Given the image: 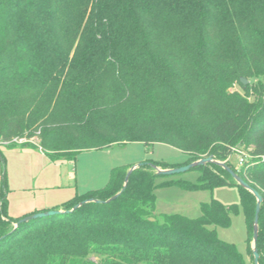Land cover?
I'll list each match as a JSON object with an SVG mask.
<instances>
[{"label": "trees", "instance_id": "1", "mask_svg": "<svg viewBox=\"0 0 264 264\" xmlns=\"http://www.w3.org/2000/svg\"><path fill=\"white\" fill-rule=\"evenodd\" d=\"M0 140L38 142L54 162L131 142L186 154L175 164L143 161L161 168L225 160L263 198L256 246L264 264V0H0ZM239 147L252 159L237 167L230 157ZM131 165L54 208L66 212L16 227L28 215L8 217L2 193L0 264H254L256 199L227 171L207 163L191 168L195 181L160 180L144 163L107 201ZM226 185L239 203L211 198L196 217L156 212L158 188ZM86 199L102 202L69 211ZM239 212L250 263L215 229Z\"/></svg>", "mask_w": 264, "mask_h": 264}, {"label": "rangeland", "instance_id": "2", "mask_svg": "<svg viewBox=\"0 0 264 264\" xmlns=\"http://www.w3.org/2000/svg\"><path fill=\"white\" fill-rule=\"evenodd\" d=\"M236 89L241 90L239 84L234 82L231 90ZM111 149L117 152L99 159L81 162L75 167L69 161L52 163L43 154L38 142L29 145L16 143L12 148L0 143V188L2 190L4 188L6 215L19 218L59 207L61 203L74 196L79 188L98 183L91 176L92 167L99 168L107 164H115V162L130 161L126 163L128 165L145 159L175 164L183 162L187 157L180 150L161 143L145 147L142 143L131 142ZM240 159L252 158L247 151L239 147L234 150L230 160L239 167ZM77 170L81 172L85 170V173L80 177L77 175L76 178ZM198 173L197 170L189 169L176 174L163 175L159 179L182 178L195 181ZM155 194V206L158 213L179 212L188 217L198 216L200 202H207L211 198L224 204L239 203L236 187L229 185L215 187L211 191H188L177 186H170L156 189ZM215 229L219 238L234 243L244 255L245 260L248 263L251 262L248 250L249 236L242 212L231 215V223L228 227H215ZM251 245L252 240H249V246Z\"/></svg>", "mask_w": 264, "mask_h": 264}, {"label": "water", "instance_id": "3", "mask_svg": "<svg viewBox=\"0 0 264 264\" xmlns=\"http://www.w3.org/2000/svg\"><path fill=\"white\" fill-rule=\"evenodd\" d=\"M241 83L245 84L247 82V79L241 77L240 78ZM148 164L158 175H170V174H176V173H180V172H184L186 170H189L195 166H200V165H204L207 163H213L216 164L218 166H220L221 168H223L225 171H227L230 176L234 179V181L236 182V184H238L239 186H241L242 188L248 190L250 193L253 194V196L256 199V203H255V212H254V218H253V230H252V245H251V252H252V256H253V263L254 264H258V258H259V253L257 250V238H258V213H259V209H260V203L262 201V196L257 192L256 189H254L252 186H250L241 176H239L229 165H227L225 160H217L215 159L212 155L206 156V157H202L198 160L192 161L190 163H187L185 165H181V166H176V167H168V168H161L159 166H157L156 164L152 163V162H137V163H133L127 170L126 175L124 177V183L122 188L120 189V191H118L116 194H114L113 196H111L107 201L112 200L114 198H116L125 188L127 180L129 175L131 174V172L140 167L142 164ZM90 201H95V202H102L99 199H86V200H82L79 203L75 204L71 210L72 211L76 208H78L79 206L83 205L84 203L90 202ZM62 212H66V211H62V210H57V209H52V210H47V211H42V212H36L33 214H30L26 217H23L21 219H19V221L14 222L13 223V227H16L18 224H20L21 222L30 220V219H35V218H40V217H46V216H51L54 214H58V213H62ZM150 220H153V218H150Z\"/></svg>", "mask_w": 264, "mask_h": 264}, {"label": "crops", "instance_id": "4", "mask_svg": "<svg viewBox=\"0 0 264 264\" xmlns=\"http://www.w3.org/2000/svg\"><path fill=\"white\" fill-rule=\"evenodd\" d=\"M114 146H118V145H109V146H106V147H103V148H100V149H87V150H82V151H80L77 154L75 161L74 162H71V163L76 167L77 164H79L81 162H84V161H87V160L99 159V158H102V157H106V156L115 154L117 151H113L111 149ZM43 154H45V153L43 152ZM50 161L52 163H58V162H60V161H55L54 162L51 159H50ZM128 162H130V161H127V162H115V164H107V165L101 166L99 168L92 167V169H91V176L93 177V180H95L96 183L97 182L98 183L97 184H93L91 186H83V187L79 188L76 191V193L80 194V193H83V192H85L87 190H90V189H95V188L102 187L106 183V181L108 179V176H109V173H110V170H111L112 167L117 166V165L126 164ZM84 173H85V170H83L82 172H81V170H77L76 178H77V175H78V177H80ZM5 190H6V187H5ZM5 193H6V191H5Z\"/></svg>", "mask_w": 264, "mask_h": 264}, {"label": "built area", "instance_id": "5", "mask_svg": "<svg viewBox=\"0 0 264 264\" xmlns=\"http://www.w3.org/2000/svg\"><path fill=\"white\" fill-rule=\"evenodd\" d=\"M13 141H16V142H19V143H20V142L24 141V139L19 138V139H14ZM0 143H2V144H6L7 141L0 140ZM245 160H246V159H240L239 164L242 165V163H243ZM2 188H3V187H2ZM3 190H4V188H3ZM3 190L0 188V204H1L2 200H3V196H2Z\"/></svg>", "mask_w": 264, "mask_h": 264}]
</instances>
